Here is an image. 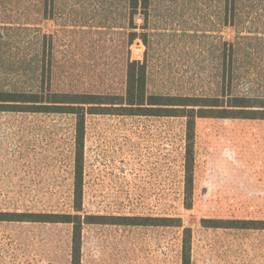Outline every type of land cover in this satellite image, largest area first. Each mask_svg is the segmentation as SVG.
<instances>
[{"label": "rangeland", "instance_id": "374dc122", "mask_svg": "<svg viewBox=\"0 0 264 264\" xmlns=\"http://www.w3.org/2000/svg\"><path fill=\"white\" fill-rule=\"evenodd\" d=\"M132 61L150 95L264 98V0H0V93L124 95ZM186 123L87 114L76 212V116L0 111V213L107 217L81 264H183L189 236L190 264H264V230L232 228L264 221V120L198 118L190 159ZM72 238L0 221V264H71Z\"/></svg>", "mask_w": 264, "mask_h": 264}, {"label": "trees", "instance_id": "16d2710c", "mask_svg": "<svg viewBox=\"0 0 264 264\" xmlns=\"http://www.w3.org/2000/svg\"><path fill=\"white\" fill-rule=\"evenodd\" d=\"M143 3L145 10L149 0H132L135 8ZM52 99L45 105L46 98ZM47 97L38 94L0 93V111L57 113L76 116L77 167L75 177L79 185L74 192L76 212L83 210V152L85 124L87 114H118L129 116L182 117L187 119V137L190 142L188 159L192 153L196 121L198 118H242L264 120V98L231 97L228 101L220 98H188L150 95L147 91V65L141 61L128 64L127 90L124 95H77L50 94ZM187 194H193V175L190 162L187 164ZM190 208V207H188ZM119 225L143 226L155 225L161 219H143L138 217H114ZM104 216H83L81 214H47V213H0V221L69 224L73 228L71 247V264H81L82 230L86 224H109ZM153 220V223H145ZM166 222L173 219L166 218ZM242 227L264 230V221H232V228ZM188 231V230H186ZM185 231V233H186ZM186 236H189L186 234ZM189 239V240H188ZM190 236L184 238L183 264H190Z\"/></svg>", "mask_w": 264, "mask_h": 264}]
</instances>
